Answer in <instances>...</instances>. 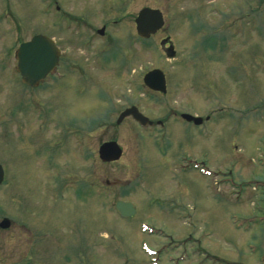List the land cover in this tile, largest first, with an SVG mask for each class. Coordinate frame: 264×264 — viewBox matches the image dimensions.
Wrapping results in <instances>:
<instances>
[{
	"label": "rangeland",
	"instance_id": "374dc122",
	"mask_svg": "<svg viewBox=\"0 0 264 264\" xmlns=\"http://www.w3.org/2000/svg\"><path fill=\"white\" fill-rule=\"evenodd\" d=\"M144 8L165 22L147 41ZM34 35L61 51L35 91L13 76ZM154 69L164 93L143 86ZM130 107L164 129L119 122ZM112 141L122 156L100 162ZM180 157L212 174L180 173ZM0 165V264H259L264 186L239 185L264 181V0H0ZM68 181L84 186L76 197L58 191ZM117 201L134 216L118 218Z\"/></svg>",
	"mask_w": 264,
	"mask_h": 264
},
{
	"label": "water",
	"instance_id": "95a60500",
	"mask_svg": "<svg viewBox=\"0 0 264 264\" xmlns=\"http://www.w3.org/2000/svg\"><path fill=\"white\" fill-rule=\"evenodd\" d=\"M134 23L138 35L144 38H148L151 34H154L163 25L160 12L151 9L141 10ZM58 56L59 50L55 47L53 41L43 36H35L31 41L21 44L16 52V59L18 62L17 71L21 75L22 82L25 85L34 86L41 81L44 76L55 68ZM144 83L154 91L165 92L164 77L160 71L155 70L148 73L144 78ZM129 113H132L133 117L146 122L144 118L138 116L134 108L124 112L119 117V122L129 115ZM183 119L193 121L195 124L201 122L200 119H194L186 115L183 116ZM98 155L102 162L109 163L117 161L120 158L121 150L116 143L109 142L100 146ZM2 180L3 171L0 167V184ZM115 209L124 218L131 217L134 214L132 205L128 203L119 202L116 204ZM8 226L9 222L6 220L0 224L1 229H6Z\"/></svg>",
	"mask_w": 264,
	"mask_h": 264
}]
</instances>
